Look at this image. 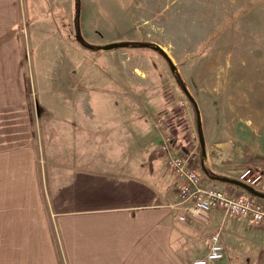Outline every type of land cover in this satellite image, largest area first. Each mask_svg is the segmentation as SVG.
I'll list each match as a JSON object with an SVG mask.
<instances>
[{
	"label": "rangeland",
	"instance_id": "obj_1",
	"mask_svg": "<svg viewBox=\"0 0 264 264\" xmlns=\"http://www.w3.org/2000/svg\"><path fill=\"white\" fill-rule=\"evenodd\" d=\"M62 1L64 8L58 18L64 24L66 44L55 37L50 42V33L47 38H39L33 47H27L26 27H36L44 21L39 19L32 25L35 16L24 14L26 18L21 24L26 101L38 153L42 144L44 150L50 151L66 147L58 143V137L62 141L64 135L71 133V126L63 123L62 112L57 110L59 104L93 106L98 115L97 152L117 150L116 143L111 144L108 137L112 129L126 128V123L129 151L134 152L137 144L131 141L157 123L160 129L169 127L165 138H170L171 147L196 167L201 146L195 111L166 59L151 46L106 50L82 45L74 25L75 0ZM80 3V33L87 42L104 46L112 41H149L166 50L198 103L205 142L212 145L234 139L240 146L238 175L252 168L262 175L254 186L264 191V0H81ZM43 5L38 6L40 15L43 14L40 17L47 18L49 5L45 1ZM52 42L53 46H44ZM68 57L71 63L65 61ZM72 92L77 95L73 97ZM100 106H129L127 122L110 123L106 117L109 112L98 110ZM159 120L165 122L164 126L158 124ZM83 145L78 149L86 150ZM122 146L124 149L125 145ZM150 147L145 146L144 151H156L157 146ZM137 149L141 150V144ZM231 186L238 189L236 192H244L237 185ZM220 214L217 217L211 214L208 221L195 218L180 222L186 234L195 237L194 253L187 255L188 264L206 255L211 236L217 231L224 244L225 258L211 264H264L260 230L247 217L224 211Z\"/></svg>",
	"mask_w": 264,
	"mask_h": 264
},
{
	"label": "crops",
	"instance_id": "obj_2",
	"mask_svg": "<svg viewBox=\"0 0 264 264\" xmlns=\"http://www.w3.org/2000/svg\"><path fill=\"white\" fill-rule=\"evenodd\" d=\"M43 1L49 5L47 18L38 10ZM62 3L0 0V264H188L195 237L186 234L180 222L195 218L181 221L171 206L182 180L167 168V153L161 147L169 127L151 124L146 134L131 141L137 146L130 152L126 123V128L110 131L108 140L116 143L117 150L97 152V109L59 104L63 123L71 126L62 141L58 137L66 147L50 151L42 144L40 153L36 149L26 101L21 24L24 14L36 17L32 25L44 21L26 27L27 47L50 33V42L55 37L66 44L64 24L58 18ZM50 45L53 42L44 44ZM65 61L72 62L69 57ZM100 107L109 112L110 123L127 122L129 106ZM80 144L87 149H78ZM213 144L206 140L204 153L202 147L198 153L195 166L203 184L238 191L210 177L202 165L215 175L238 178L239 144L234 139ZM150 145L157 146L155 152L144 151ZM214 213L217 217L223 211ZM254 226L263 234L261 226Z\"/></svg>",
	"mask_w": 264,
	"mask_h": 264
},
{
	"label": "built area",
	"instance_id": "obj_3",
	"mask_svg": "<svg viewBox=\"0 0 264 264\" xmlns=\"http://www.w3.org/2000/svg\"><path fill=\"white\" fill-rule=\"evenodd\" d=\"M159 125L164 121L159 120ZM166 137L162 149L167 153V168L181 178L178 186V199L171 206L178 211L181 221L199 218L208 221L212 212L222 210L232 216L247 217L262 227L264 245V200L249 193L236 192L233 189L221 188L216 184L204 185L201 172L190 165L189 159L170 145ZM239 178L246 183H258L262 175L253 172L252 168L244 170ZM225 258L224 244L220 232L212 234L208 252L205 256L193 260V264H211Z\"/></svg>",
	"mask_w": 264,
	"mask_h": 264
},
{
	"label": "water",
	"instance_id": "obj_4",
	"mask_svg": "<svg viewBox=\"0 0 264 264\" xmlns=\"http://www.w3.org/2000/svg\"><path fill=\"white\" fill-rule=\"evenodd\" d=\"M80 38H81V36L77 35V40H80ZM120 46L129 47L130 46L129 45V40L122 41V42L121 41H112V42L104 44V46L101 45L99 48L104 47V49L110 50V49L118 48ZM145 46H147V45H145ZM159 47L164 52V56L167 59L168 63L170 64L172 72L174 73L175 71H178L177 65L173 62V60L168 55L166 50L164 48H162L160 45H159ZM156 50H158V49H156ZM182 88H183V91L185 92V94L187 95V97L189 98V100L192 102L193 107L195 109L196 117H197V133H198V136H199V142L201 144V147H202V150H203V153H204V151H205V138H204L202 121H201V115H200V109L198 107V103L195 100V98L192 96L191 92L189 91L188 87L185 84L182 86ZM202 169L204 170L205 173H209V171L206 169L204 164L202 165ZM212 177L215 180L220 181V182L237 185V186L243 188L244 190H246L247 192L251 193L252 195H255V196L259 197V198L264 199V191L263 190H260L257 187H255V186H253V185H251L249 183H246L243 180H240L239 178L229 177V176H222V175H215V174H213Z\"/></svg>",
	"mask_w": 264,
	"mask_h": 264
},
{
	"label": "trees",
	"instance_id": "obj_5",
	"mask_svg": "<svg viewBox=\"0 0 264 264\" xmlns=\"http://www.w3.org/2000/svg\"><path fill=\"white\" fill-rule=\"evenodd\" d=\"M81 0H75V15H74V25H75V29H76V33L77 35L81 36V33H80V3ZM76 35V36H77ZM80 43L86 47H89V48H92V49H98L101 45L99 44H91L89 42H87L82 36L80 38ZM129 47L131 46H151L155 49H158L160 52H161V55L165 58L164 56V52L161 50V48L159 47L158 44L154 43V42H149V41H139V40H132V41H129ZM166 59V58H165ZM167 61V59H166ZM168 62V61H167ZM174 75L178 81V83L180 84V86L182 87L184 85V81L179 73V71H175L174 72ZM194 108V107H193ZM195 111V109H194ZM195 115H196V112H195ZM197 119V117H196ZM173 144V140L171 142ZM210 177H212V175L214 174L213 172L209 171V173H207Z\"/></svg>",
	"mask_w": 264,
	"mask_h": 264
}]
</instances>
